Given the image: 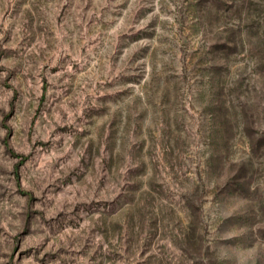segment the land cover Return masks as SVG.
<instances>
[{
  "label": "rangeland",
  "instance_id": "obj_1",
  "mask_svg": "<svg viewBox=\"0 0 264 264\" xmlns=\"http://www.w3.org/2000/svg\"><path fill=\"white\" fill-rule=\"evenodd\" d=\"M0 264H264V0H0Z\"/></svg>",
  "mask_w": 264,
  "mask_h": 264
}]
</instances>
